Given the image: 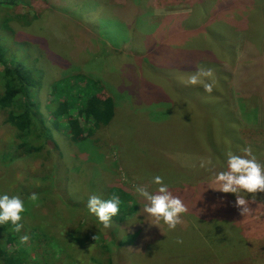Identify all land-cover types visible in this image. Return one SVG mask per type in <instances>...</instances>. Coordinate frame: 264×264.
I'll return each instance as SVG.
<instances>
[{"label": "rangeland", "instance_id": "obj_1", "mask_svg": "<svg viewBox=\"0 0 264 264\" xmlns=\"http://www.w3.org/2000/svg\"><path fill=\"white\" fill-rule=\"evenodd\" d=\"M0 4V22L8 20L1 32L8 39L2 44L0 34V44L19 60L36 64L40 90L31 93H37L39 112L50 130L46 139L36 127L41 137H35L32 146L39 150L29 154L17 147L20 141L0 112V188L16 190L25 208L33 193L36 201L51 200L56 206L48 221L60 220L66 227L80 223L89 235L82 233L79 246L97 263L120 253L124 260L120 264H134L126 258L147 230L162 236L158 264L167 260L222 264L226 258L253 264L250 261L264 258L260 203L264 193L248 194L246 199L255 195L256 202L249 204L248 213L236 212L237 223L225 250L220 243L214 250L200 244L204 234L219 231L196 230L188 215V220L181 215L174 230L147 213H128L124 220L115 216L105 229L86 208L90 195L110 198L115 184L137 195L138 187L149 190L159 170L167 184L189 182L203 192L222 194L215 174L227 170L229 152L243 156L247 147L264 165V0H0ZM198 70L213 73L216 84L211 93L187 84ZM230 71L235 75L231 83L225 74ZM70 75L96 79L104 89L102 96H111L115 104L111 122L79 145L76 153L45 107L51 100V82ZM1 90L0 84V94ZM156 112L160 115L155 119ZM66 118L85 124L84 117L71 112ZM185 192L192 199L190 190ZM133 198L139 201L138 196ZM29 221L34 220L25 223ZM143 224L149 227L143 229ZM239 227L245 243L241 247ZM47 244L49 256H61L65 264L66 250H75L67 238L63 246ZM1 247L19 258V264L41 263L30 236L25 244L17 239Z\"/></svg>", "mask_w": 264, "mask_h": 264}, {"label": "trees", "instance_id": "obj_2", "mask_svg": "<svg viewBox=\"0 0 264 264\" xmlns=\"http://www.w3.org/2000/svg\"><path fill=\"white\" fill-rule=\"evenodd\" d=\"M11 3L14 4L13 1H11ZM7 27L8 20L3 19V21L0 22V34L4 31L3 29L6 30ZM1 35L4 41L1 43L5 44L8 38L4 34ZM8 55L10 56L7 57ZM20 57L22 56L20 55ZM0 67L2 68L0 69V84L2 86L0 94V112L4 114V123L12 128L14 136L20 141L19 145H17L18 148H24L29 154L32 151H38L39 148L32 146L35 137H41L37 128L41 130L42 136H45L44 138L48 139L50 137L49 128L44 126L47 120L39 112L40 103L36 101L37 93H31L32 90H40V80L42 77L35 82V77L39 75L38 71L35 69L36 64L33 67L30 63H26L25 59L19 60L1 44ZM225 74L230 79L229 83H231L232 78L235 76L234 73L230 71ZM43 82H45V80H43ZM103 90L99 81L92 77L85 76H65L53 80L50 84L48 96L49 98L51 97V100L45 105L46 111L49 117H54L55 127L60 128L61 132L68 139L70 146H74V152L81 148L79 145L83 146L82 144L90 141V137L97 130L107 126L114 118V100L111 96L103 97ZM32 100L36 102L32 103ZM69 112L75 114L77 117H84L85 124L82 125L78 121V123L75 122V119L71 120L70 118H66ZM152 115H154V113H152ZM159 115L160 114L156 112L153 118L156 119ZM149 122L148 120L147 123ZM65 171L66 170L61 172L63 173ZM163 172L164 171L160 170L156 171L155 176L162 177L161 174ZM173 173L174 172L171 171L170 174H168L172 177L174 176ZM3 178L4 176L1 179ZM177 182L178 181L173 182V185L168 184L169 191L173 196L178 197L184 203L186 212L183 213V215L185 218L187 219V215L191 216V219L187 220L193 223L196 230L199 228L204 231V233L206 231H211L210 229L219 231L216 234L212 233V235L203 233L205 238L200 241V244L205 243L207 245L206 248L214 250L217 244L220 243L224 244L221 246V248H224L223 250L227 249L229 245L226 244V242H230L231 230H233L234 224L237 223L236 212H238L239 208L235 205L236 195L231 193L215 194L203 192L204 190L202 188L195 187L192 183L184 182L185 184H178ZM116 185L118 184H115V186ZM115 186L111 187L110 192H112L113 195L118 194L122 201L120 211L116 217L120 215V220H124V217L128 213H138L140 216H144L143 208L148 202L137 194H133L127 190L125 191V188H122L121 185ZM157 187V185L151 184V187H149L147 191L156 194ZM187 189L190 190L189 195H193L192 199L187 197V192H185ZM5 192L12 196L16 195L15 193L17 191L10 192L7 189L0 188V193ZM18 196L20 197V195ZM134 196H138L139 201L134 200ZM129 201H131V203ZM126 202H128V204ZM53 205L56 206L51 200L44 198L38 199L37 201H27V207L25 208V212L22 213V220L20 221L24 227L21 229L20 233L12 231L11 226L8 224L0 225V264H19V258L16 259L15 256H12V253L8 252L5 247H1V245L5 241L17 240L24 234L31 237L33 247L37 251V255L41 258L40 264H65L61 256L59 258L49 256L44 250V247H47L46 245H48L47 243L49 242L57 246H63L62 242L66 238L70 243L74 244L73 247L75 249L73 252L66 250L67 264H120L121 260L124 261L120 253L114 258L108 255L109 259H107L106 262L103 261L100 263H97L96 258L93 259L94 256L91 253H89L88 258H86L85 253L82 252L83 248L79 246L80 241H82L80 239L82 233L84 234L83 227L80 223L76 225L71 223L74 226L70 224L66 227L65 224H60V220L56 223L54 220L49 222L48 220L53 218V214H50V209ZM25 220L34 221L25 223ZM140 226L143 229L149 227L146 224ZM154 232L153 230L144 231L141 239L139 240L138 238L139 244L132 249V253L126 258L128 261H132L134 264H158V262H160L158 261L159 258L156 253L157 246L160 245L158 241L162 236L157 232L155 236L158 238L154 239ZM84 235L88 237L89 234ZM238 235L240 236L241 242L240 245L237 244V246H245L242 227H239ZM232 240L236 239L233 238ZM94 242L98 244L97 241ZM163 254H165V252H163ZM258 259L259 260L250 262H254L253 264L263 262L264 264V258L260 259L259 257ZM221 263L237 264L233 262L232 258L223 259ZM165 264H174V262L172 260H167Z\"/></svg>", "mask_w": 264, "mask_h": 264}, {"label": "clouds", "instance_id": "obj_3", "mask_svg": "<svg viewBox=\"0 0 264 264\" xmlns=\"http://www.w3.org/2000/svg\"><path fill=\"white\" fill-rule=\"evenodd\" d=\"M207 78L210 82H205ZM187 84L190 86H202L204 91L211 93L216 81L213 79L211 70H198L192 74ZM244 155H237L229 152L227 154V170L215 174L214 180L220 185V192L236 195L235 205L240 209L241 215L250 211L249 204L256 202V196L248 194L264 193V165L258 162L253 154V149L247 147L243 149ZM152 183L157 185L156 194L138 187L136 189L140 197L148 203L144 206L143 212L149 214L155 220L162 221L169 230H174L180 223V217L186 212L184 203L169 191V185L164 183L161 176H154ZM32 201L37 199L35 193L30 197ZM121 199L117 195H112L108 199H103L98 195L88 197L86 208L89 214L94 215L98 222L102 223L105 229L110 227L112 218L120 211ZM260 203H264L261 201ZM25 212V202L17 195L0 193V225L8 224L12 231L20 233L24 227L20 221L22 213ZM29 240L27 234L21 235L20 244H25ZM179 242V241H177Z\"/></svg>", "mask_w": 264, "mask_h": 264}]
</instances>
